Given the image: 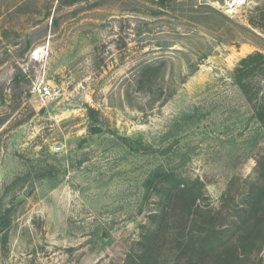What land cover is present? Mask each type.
Returning a JSON list of instances; mask_svg holds the SVG:
<instances>
[{
    "label": "rangeland",
    "instance_id": "1",
    "mask_svg": "<svg viewBox=\"0 0 264 264\" xmlns=\"http://www.w3.org/2000/svg\"><path fill=\"white\" fill-rule=\"evenodd\" d=\"M229 1L0 0V264H264V0Z\"/></svg>",
    "mask_w": 264,
    "mask_h": 264
},
{
    "label": "trees",
    "instance_id": "2",
    "mask_svg": "<svg viewBox=\"0 0 264 264\" xmlns=\"http://www.w3.org/2000/svg\"><path fill=\"white\" fill-rule=\"evenodd\" d=\"M258 73H264V54H262L260 52H254V53L248 54L247 56L240 59L237 67L234 70V76H233L234 81L238 85L241 92L244 94V96L247 98L248 101H255L258 99L259 88H257V85L256 86L254 85L255 83L253 80V79H255L254 77ZM253 108L256 111V116H257L258 120L264 125V105H262V106H256L255 105V106H253ZM192 117H193V115L190 114L186 117H183L181 120H177V121L173 122L171 124V126L168 128V130L163 134L162 140L167 141L169 139H172V137H174L179 132L182 122L188 121ZM170 149H171V147L166 148V149L162 148L161 150H157L156 152L159 156H162V157L168 159L171 157L170 154H172L170 152ZM159 163L160 164H157L154 169L150 170L149 173H151V175L154 176V178L152 179L153 181H155V182L157 181L160 183L164 179L173 175L174 170L171 168H167L166 163L164 161L160 160ZM180 185L181 184L178 183L179 191H183V190L187 191L184 188H182ZM256 202H257V199L252 198L251 204H249V207L247 209H245V210H247V212H246L247 217H245V220L240 221V223H239V225L242 223V225H243L242 228H248L251 226L250 223H249V225L247 223V221L251 217L250 216L248 218V215H251L252 213H256V211H257L256 206H255ZM218 215H221L220 211L218 212ZM7 218H8L7 214L2 217L4 222L7 221ZM260 227H261V225H260ZM2 228H3V225L0 224V230ZM222 229H223L222 227L217 228L215 233L220 234L222 232ZM262 231H263L262 232V239L260 242L261 248H259L260 251L264 245V227L263 226H262ZM194 246L195 245L191 239H188L187 241L183 242V250L184 249L186 250V248H187V250H192L194 248ZM214 246H217V244L211 243L209 249L212 250L214 248Z\"/></svg>",
    "mask_w": 264,
    "mask_h": 264
},
{
    "label": "built area",
    "instance_id": "3",
    "mask_svg": "<svg viewBox=\"0 0 264 264\" xmlns=\"http://www.w3.org/2000/svg\"><path fill=\"white\" fill-rule=\"evenodd\" d=\"M242 3L248 0H241ZM34 90L37 91L41 98L53 99L59 95V89L56 86H52L44 81H40L34 84Z\"/></svg>",
    "mask_w": 264,
    "mask_h": 264
},
{
    "label": "bare ground",
    "instance_id": "4",
    "mask_svg": "<svg viewBox=\"0 0 264 264\" xmlns=\"http://www.w3.org/2000/svg\"><path fill=\"white\" fill-rule=\"evenodd\" d=\"M240 3H242L241 0H230L229 1V5H232V4H240Z\"/></svg>",
    "mask_w": 264,
    "mask_h": 264
}]
</instances>
